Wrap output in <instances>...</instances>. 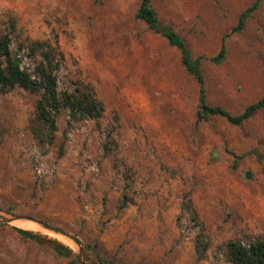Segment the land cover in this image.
<instances>
[{
	"label": "rangeland",
	"instance_id": "rangeland-1",
	"mask_svg": "<svg viewBox=\"0 0 264 264\" xmlns=\"http://www.w3.org/2000/svg\"><path fill=\"white\" fill-rule=\"evenodd\" d=\"M254 1L151 0L193 56L209 59L225 44L223 63L203 61L204 88L210 105L234 115L264 94V0L243 31L229 34ZM139 3L0 0V34L14 18L22 44L57 47L59 92L82 82L103 104L99 120L74 126L65 139L67 114L59 116L42 157L28 130L35 97L21 88L0 95V214L76 236L82 264H101L94 251L110 264H228L221 252L228 240L264 239V108L241 126L221 117L196 123L198 84L178 51L134 19ZM33 66L25 56L22 67ZM126 186L128 203L118 211ZM183 204L209 245L201 260L194 250L201 227ZM11 227L18 228L0 227V264H68ZM60 242L75 258L77 247Z\"/></svg>",
	"mask_w": 264,
	"mask_h": 264
},
{
	"label": "trees",
	"instance_id": "trees-1",
	"mask_svg": "<svg viewBox=\"0 0 264 264\" xmlns=\"http://www.w3.org/2000/svg\"><path fill=\"white\" fill-rule=\"evenodd\" d=\"M262 1L255 0L241 12L237 24L230 29L229 34L243 31L248 19L258 10ZM134 19L143 22L151 33L162 37L168 46L178 51L180 65L185 75L191 77L198 84L196 123L209 122L214 117H221L233 126H241L264 108V94L255 103L248 105L236 115L221 106L210 105L207 102L202 64L205 60L216 65L223 63L227 57L225 44H222L218 53L209 59L193 56L187 44L174 28L159 20L151 6V0H140ZM25 56L34 59V66L31 69L22 67ZM59 67L57 47L47 41H34L29 45L22 44L18 40L16 20L14 18L7 20L6 29L0 34V95L21 88L35 97L34 113L29 121L28 130L39 155L42 157L48 155L49 149L54 145L59 116L67 114L65 139L67 132L73 130L74 126L86 121L99 120L103 113V104L96 99L88 84L76 82L72 91L59 92L57 87ZM103 151L105 155L108 153L109 149L106 145L103 147ZM64 155V143H62L57 147V158L60 159ZM126 189L127 186L124 187V192L118 203V211L123 210L128 203ZM182 209L191 215V221L198 226L197 216L190 205L183 204ZM0 227H5V224L0 222ZM10 229L20 241L45 246L58 258L67 259L68 264H76L73 250L62 242L32 231L15 227ZM87 248L91 249L89 246ZM208 248L209 245L201 227L194 240V250L198 260L205 257ZM221 252L228 264H264V239L257 238L248 244L240 240H228ZM94 255L101 264L111 263L102 259L97 251H94Z\"/></svg>",
	"mask_w": 264,
	"mask_h": 264
},
{
	"label": "water",
	"instance_id": "water-1",
	"mask_svg": "<svg viewBox=\"0 0 264 264\" xmlns=\"http://www.w3.org/2000/svg\"><path fill=\"white\" fill-rule=\"evenodd\" d=\"M251 176H252V174L250 172H245V174H244V177L247 180H249L251 178ZM15 221H31V222L39 225L45 231L53 233L57 236H61L65 239L71 241L77 247V253L75 256L76 264H82V245H81L80 240L76 236L66 232L63 229H60L58 227L37 221V220L32 219V218H24V217H17V216H4V215L0 214V222L1 223L10 224V223H13Z\"/></svg>",
	"mask_w": 264,
	"mask_h": 264
},
{
	"label": "bare ground",
	"instance_id": "bare-ground-1",
	"mask_svg": "<svg viewBox=\"0 0 264 264\" xmlns=\"http://www.w3.org/2000/svg\"><path fill=\"white\" fill-rule=\"evenodd\" d=\"M13 223L16 224V226L18 228H21L23 230L35 231V230H41L42 229L39 225H37V224H35V223L31 222V221H15ZM53 236H55L58 240L63 241L65 243H67V241H68L67 239H65V238H63L61 236H57L55 234H53Z\"/></svg>",
	"mask_w": 264,
	"mask_h": 264
}]
</instances>
